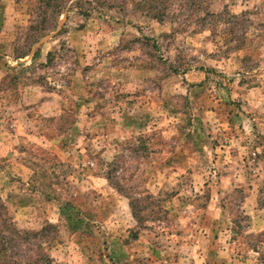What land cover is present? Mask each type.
<instances>
[{
	"label": "rangeland",
	"instance_id": "374dc122",
	"mask_svg": "<svg viewBox=\"0 0 264 264\" xmlns=\"http://www.w3.org/2000/svg\"><path fill=\"white\" fill-rule=\"evenodd\" d=\"M0 264H264V0H0Z\"/></svg>",
	"mask_w": 264,
	"mask_h": 264
}]
</instances>
